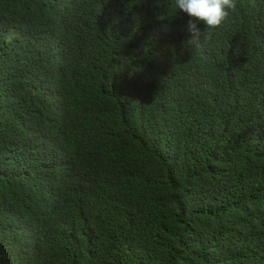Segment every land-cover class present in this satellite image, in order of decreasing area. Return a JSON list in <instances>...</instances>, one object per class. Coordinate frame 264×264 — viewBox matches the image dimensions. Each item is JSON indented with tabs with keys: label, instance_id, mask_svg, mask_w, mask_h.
<instances>
[{
	"label": "trees",
	"instance_id": "obj_1",
	"mask_svg": "<svg viewBox=\"0 0 264 264\" xmlns=\"http://www.w3.org/2000/svg\"><path fill=\"white\" fill-rule=\"evenodd\" d=\"M190 19L0 0V264H264V0Z\"/></svg>",
	"mask_w": 264,
	"mask_h": 264
},
{
	"label": "clouds",
	"instance_id": "obj_2",
	"mask_svg": "<svg viewBox=\"0 0 264 264\" xmlns=\"http://www.w3.org/2000/svg\"><path fill=\"white\" fill-rule=\"evenodd\" d=\"M182 10L190 19L188 30L192 33L191 41H199L201 31L195 21H202L208 30L218 29L237 9V0H174V12Z\"/></svg>",
	"mask_w": 264,
	"mask_h": 264
}]
</instances>
